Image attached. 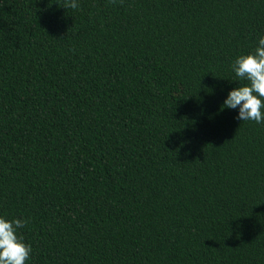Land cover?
Listing matches in <instances>:
<instances>
[{
    "label": "trees",
    "instance_id": "1",
    "mask_svg": "<svg viewBox=\"0 0 264 264\" xmlns=\"http://www.w3.org/2000/svg\"><path fill=\"white\" fill-rule=\"evenodd\" d=\"M77 2L0 0V217L29 221L25 264H264V122L221 110L264 0Z\"/></svg>",
    "mask_w": 264,
    "mask_h": 264
},
{
    "label": "clouds",
    "instance_id": "2",
    "mask_svg": "<svg viewBox=\"0 0 264 264\" xmlns=\"http://www.w3.org/2000/svg\"><path fill=\"white\" fill-rule=\"evenodd\" d=\"M115 4L117 0H110ZM63 8L77 9V0H64ZM237 81L243 83L232 89L221 105L238 109L240 121L264 122V35L257 41L254 50L238 56L231 65ZM26 219L6 220L0 217V264H25L31 254V246L23 242L18 230L28 224Z\"/></svg>",
    "mask_w": 264,
    "mask_h": 264
}]
</instances>
